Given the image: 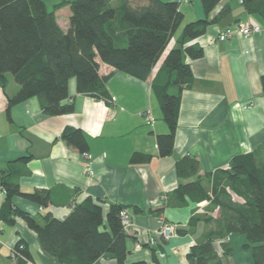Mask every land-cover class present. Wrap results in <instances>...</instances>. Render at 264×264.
Wrapping results in <instances>:
<instances>
[{
	"label": "crops",
	"instance_id": "0c3cea01",
	"mask_svg": "<svg viewBox=\"0 0 264 264\" xmlns=\"http://www.w3.org/2000/svg\"><path fill=\"white\" fill-rule=\"evenodd\" d=\"M49 11L64 1L43 0ZM139 2L140 0H129ZM179 3L187 24L206 18L200 0H162ZM115 6L123 0H113ZM229 5L231 13L218 23L208 26L206 33L189 43H198L204 49L199 60H187L193 80L182 94L175 148L171 156L158 155L157 136L168 133L152 81L163 58L145 81L116 71L101 62L100 74L108 77L107 87L111 102L97 100L90 95L78 94L76 81L69 82V94L75 110L61 116L46 115L37 97L14 106L7 114L8 99L20 87L11 74L7 75L5 89L0 86V176L3 170L14 169L13 177L23 192L36 189L52 190L54 203L40 207L23 197L13 198L14 208L32 216L51 212L57 219H65L76 204L92 198L107 204L127 206L131 226L127 228L128 264L152 263L189 264L187 254L192 246L204 241L215 228L214 223L200 221L194 231L163 240L157 231L164 220L181 229H188L193 216L218 218V209L210 210L207 201L175 205L169 198L178 187L175 164L184 156L200 162L201 174L215 172L228 166L239 154L256 150L264 142V19L249 14L240 0H222L211 12L209 19ZM71 11L64 6L56 11L57 22L63 31L69 29ZM240 22H251L261 31L248 38L236 36L220 41L219 35ZM185 24H182V29ZM177 31L169 49L176 44L182 29ZM66 127L83 131L88 141V161L94 170L86 172V160L77 150L65 143L61 135ZM150 153L148 164L133 165L131 156ZM28 157L25 162H16ZM6 194L1 187L0 206ZM151 200L157 201L151 205ZM236 237L231 236V239ZM154 239V244L147 240ZM24 241L35 264H58L46 255L37 236L19 217L15 224L0 221V264H15L10 253ZM142 244V248L136 246ZM96 264H116L103 256ZM251 262L249 261V263Z\"/></svg>",
	"mask_w": 264,
	"mask_h": 264
},
{
	"label": "trees",
	"instance_id": "16d2710c",
	"mask_svg": "<svg viewBox=\"0 0 264 264\" xmlns=\"http://www.w3.org/2000/svg\"><path fill=\"white\" fill-rule=\"evenodd\" d=\"M112 1H64L49 11L43 0H0V86L6 88L7 75L11 74L20 87L8 99L7 114L10 118L14 106L34 97L39 99L46 115L73 113L71 79L76 81L78 94L111 102L108 77L101 76L98 57L116 71L142 81L151 77L163 58L152 81V91L169 129L157 136L158 155L169 157L175 148L182 94L193 80L187 60L204 56L198 43H189L204 35L209 25L228 16L231 7L225 6L209 19L222 0H200L206 18L185 24L176 44L169 49L184 21L178 2L123 0L115 6ZM240 1L249 14L264 19V0ZM64 6L71 11L66 32L56 17V11ZM261 86L264 92V75ZM61 138L81 154L87 153L89 145L81 129L66 127ZM153 157L136 152L130 162L148 164ZM26 160L28 157L20 158L10 166ZM175 170L179 184L166 200L169 198L175 205H185L187 200L207 201L210 210L220 212L218 218L193 216L188 229L178 227L177 235H184L194 231L202 220L215 224L204 241L191 247L186 256L188 263L226 264L235 253L231 236L238 234L246 236L244 247L252 250L253 264H264V142L254 151L234 156L228 166L215 172L201 174L200 162L190 156L180 158ZM14 174L13 168L1 172L6 198L0 206V221L13 225L17 217L23 219L36 234L42 251L58 264H96L103 256L116 264H128L129 234L121 219L127 206L87 198L76 204L65 219H57L51 212L32 216L14 208L13 198L23 197L42 210L54 203L52 190L25 193ZM14 250L15 264H35L24 241ZM134 264L159 262L154 257L152 263Z\"/></svg>",
	"mask_w": 264,
	"mask_h": 264
},
{
	"label": "built area",
	"instance_id": "2783aa9c",
	"mask_svg": "<svg viewBox=\"0 0 264 264\" xmlns=\"http://www.w3.org/2000/svg\"><path fill=\"white\" fill-rule=\"evenodd\" d=\"M261 31V27L258 25H255L251 22H240L238 24H236L234 27H229L226 30H224L223 32L220 33L219 35V40L220 41H225L231 38H234L236 36H243L245 38L250 37L251 35L258 33ZM83 158L87 161L86 163V172L89 176L93 177L94 176V170L91 166V163L88 161V154L87 153H83ZM163 199H166V197H163ZM151 205H156L157 201L155 200H151L149 202ZM130 214H129V210H123L121 213V219H122V223L125 226V228H129L131 226L130 223ZM177 231H178V225L172 223V222H166V220H164L161 224L160 227V231H159V235L162 236V239L164 240H168L172 235H177ZM166 237H165V236ZM148 244H154V239H149L147 240ZM23 246H20V249H22ZM136 248L141 249L142 248V244H138L136 246ZM15 250L13 249L11 255L12 257L15 256Z\"/></svg>",
	"mask_w": 264,
	"mask_h": 264
},
{
	"label": "rangeland",
	"instance_id": "374dc122",
	"mask_svg": "<svg viewBox=\"0 0 264 264\" xmlns=\"http://www.w3.org/2000/svg\"><path fill=\"white\" fill-rule=\"evenodd\" d=\"M183 24H185V23H183ZM181 29H182V27H181ZM159 231H160V228L157 231L158 236H160L159 235ZM175 236H177V235H172L170 238H173ZM235 236L236 237H234L232 239L233 244H234L235 253L233 254V257L231 258V260H229V261H231L232 264H247V263H249V261L251 262V264H253L252 250L251 249H247V248L244 247V245L247 243L246 236L238 235V234H236ZM160 238H162V236H160ZM13 249L11 250V253H12ZM11 253H10V256H11V259H12ZM229 261L226 262V264H229L230 263Z\"/></svg>",
	"mask_w": 264,
	"mask_h": 264
}]
</instances>
